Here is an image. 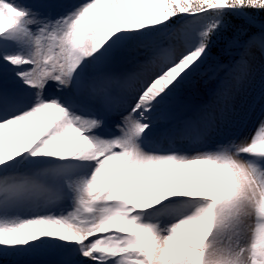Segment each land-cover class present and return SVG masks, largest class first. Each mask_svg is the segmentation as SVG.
<instances>
[{
	"label": "snow or ice",
	"instance_id": "1",
	"mask_svg": "<svg viewBox=\"0 0 264 264\" xmlns=\"http://www.w3.org/2000/svg\"><path fill=\"white\" fill-rule=\"evenodd\" d=\"M0 264H264V0H0Z\"/></svg>",
	"mask_w": 264,
	"mask_h": 264
},
{
	"label": "bare ground",
	"instance_id": "2",
	"mask_svg": "<svg viewBox=\"0 0 264 264\" xmlns=\"http://www.w3.org/2000/svg\"><path fill=\"white\" fill-rule=\"evenodd\" d=\"M41 122L42 121H40V120L34 121L32 124L27 125L26 127L29 128V129H35V128H38L39 127V125H40Z\"/></svg>",
	"mask_w": 264,
	"mask_h": 264
}]
</instances>
